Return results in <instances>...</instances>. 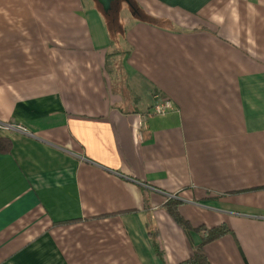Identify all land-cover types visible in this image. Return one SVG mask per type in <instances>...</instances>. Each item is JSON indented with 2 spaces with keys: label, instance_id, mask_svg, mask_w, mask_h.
I'll return each instance as SVG.
<instances>
[{
  "label": "crops",
  "instance_id": "0c3cea01",
  "mask_svg": "<svg viewBox=\"0 0 264 264\" xmlns=\"http://www.w3.org/2000/svg\"><path fill=\"white\" fill-rule=\"evenodd\" d=\"M132 2L0 0V264H264V0Z\"/></svg>",
  "mask_w": 264,
  "mask_h": 264
},
{
  "label": "trees",
  "instance_id": "16d2710c",
  "mask_svg": "<svg viewBox=\"0 0 264 264\" xmlns=\"http://www.w3.org/2000/svg\"><path fill=\"white\" fill-rule=\"evenodd\" d=\"M120 3L127 4L125 1H117L116 0V2L115 1L113 2L111 11L108 14H105L103 12L104 17L107 20L106 22H108L109 25H112V24L116 25V23L118 22L117 21L118 18L116 17L118 11L115 8ZM128 4H127L128 8H130L133 11V13L135 12L136 14H138V9L135 8V5L133 4L132 0H128ZM3 143L9 144L8 142H3ZM1 145H2V143H0V150H2ZM178 206H179V204L177 202L170 201L166 205V209L168 211L167 213H169L175 219V221H177V223L181 227H183L184 230L196 231L201 236L200 237L201 243L195 250H193L194 251L193 256L181 264H210L205 252L203 251V249L205 248V246L223 238L226 235H229L231 233V230L229 229V227H227L224 224L221 226H218V227L215 226V228H206L202 225V227L198 228L197 230H193V228H191L189 223L181 217L180 213H178L179 212ZM157 249H158V247H157Z\"/></svg>",
  "mask_w": 264,
  "mask_h": 264
},
{
  "label": "built area",
  "instance_id": "2783aa9c",
  "mask_svg": "<svg viewBox=\"0 0 264 264\" xmlns=\"http://www.w3.org/2000/svg\"><path fill=\"white\" fill-rule=\"evenodd\" d=\"M173 108L174 105L170 100L157 97L156 103L150 109L147 110L145 116H165L171 113L173 111ZM14 128L22 130L21 127H13L11 125L0 123V130H11Z\"/></svg>",
  "mask_w": 264,
  "mask_h": 264
},
{
  "label": "rangeland",
  "instance_id": "374dc122",
  "mask_svg": "<svg viewBox=\"0 0 264 264\" xmlns=\"http://www.w3.org/2000/svg\"><path fill=\"white\" fill-rule=\"evenodd\" d=\"M135 8H136V5H135ZM115 9H117V11H118L117 16H116L118 18V20L120 18H123L124 16L130 17V16H132V13H133V11L130 8H128V5L124 4V3L118 4V6ZM110 27H111L112 33L114 34V37L117 38V33H120L121 29H122L121 25L116 23V25L112 24V25H110Z\"/></svg>",
  "mask_w": 264,
  "mask_h": 264
},
{
  "label": "water",
  "instance_id": "95a60500",
  "mask_svg": "<svg viewBox=\"0 0 264 264\" xmlns=\"http://www.w3.org/2000/svg\"><path fill=\"white\" fill-rule=\"evenodd\" d=\"M102 8L105 14H108L111 11L112 4L116 0H95ZM117 1H125L128 4V0H117ZM129 5V4H128ZM136 13L134 12L133 15Z\"/></svg>",
  "mask_w": 264,
  "mask_h": 264
}]
</instances>
